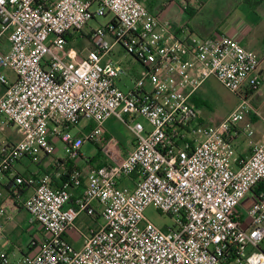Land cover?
<instances>
[{
  "label": "built area",
  "instance_id": "built-area-1",
  "mask_svg": "<svg viewBox=\"0 0 264 264\" xmlns=\"http://www.w3.org/2000/svg\"><path fill=\"white\" fill-rule=\"evenodd\" d=\"M106 15L107 24L86 36L87 49L70 45L68 34ZM113 47L142 69L127 93L118 87L121 64L103 62ZM258 66V55L237 39L200 38L187 24L173 29L137 0H2L0 126L20 139L0 154V183L13 181L15 203L41 230L22 264H264V146L240 158L232 145L252 136L249 123L237 124L257 114L244 95L261 86ZM208 78L240 100L215 126L200 125L191 102ZM111 117L126 125L132 149L83 173L81 147L100 143ZM83 121L90 131L71 137ZM56 139L76 166L59 186L48 174L14 172L22 158L36 164L51 156ZM74 188L80 196L69 205ZM92 203L103 224L74 249L64 236L78 213L93 214ZM149 206L174 226L149 222ZM1 217L8 219L3 208ZM0 264H8L5 252Z\"/></svg>",
  "mask_w": 264,
  "mask_h": 264
},
{
  "label": "rangeland",
  "instance_id": "rangeland-1",
  "mask_svg": "<svg viewBox=\"0 0 264 264\" xmlns=\"http://www.w3.org/2000/svg\"><path fill=\"white\" fill-rule=\"evenodd\" d=\"M158 2L164 0H156ZM180 0H176L178 3ZM235 1V0H233ZM230 0H210L207 3L206 10H204L199 16L194 20H189L190 18L186 16H181V18H175L176 23H184L189 21L193 26H198L203 32L213 33L214 35H227L230 29H238L242 32L247 33L246 39L244 40V48L247 47L255 52L259 57L264 55L262 50L264 49L261 45L264 44V10L261 8H253L248 3L252 0H244L242 4H235ZM254 1V0H253ZM256 1V0H255ZM179 9L178 7H176ZM111 15H106L105 17L96 18L88 22L87 26L84 27L80 32L74 33V40L70 45L82 52L89 47L87 37L90 34V30H96L101 26H105ZM183 25V24H182ZM81 38H79V36ZM248 41V42H247ZM247 45V47H246ZM264 46V45H263ZM111 60L121 64L124 69L125 74L121 75V82L118 83L119 89L123 93H127L129 89L133 87L135 77L141 74V66L121 50L119 47H113L110 55L103 62ZM264 69V68H263ZM8 76H11L9 72H4ZM124 84V85H123ZM261 99L264 100V86L261 88ZM204 97L207 99L208 106H203L201 108L202 114L211 117L219 118L221 115H228L236 107L237 100L229 91L224 89L219 83H217L213 78H210L205 84V90L203 91ZM248 104V103H247ZM251 106H253L251 104ZM235 107V108H234ZM255 107V106H253ZM260 118L255 124H252L253 132L255 133L256 140H262L264 137V104L259 108ZM200 114V113H199ZM247 115L243 114L240 119L245 120ZM137 121L147 126L146 122L142 118H137ZM89 122H80L68 132L71 137L81 136L87 134L90 131ZM105 133L104 139L98 143L97 146L94 144L84 143L81 147V153L85 157L96 156L97 160H100L101 156H109L111 161L119 159L124 155L126 148L131 145L133 139L131 133L127 129L126 125L115 118H109L103 124ZM263 130H262V129ZM20 136L19 133L10 126L1 127L0 126V154L6 145V142L14 141V144L18 141L17 137ZM240 141L243 140V136H240ZM242 139V140H241ZM16 140V141H15ZM246 141V138H245ZM54 152L52 156L57 159L64 158V151L62 149V143L59 140H54ZM108 147H111V154L109 155ZM20 164L23 167H27L29 170H34L36 164L32 163L28 158H22ZM19 164L16 165L19 171H24ZM144 217L151 222L153 225L159 229L166 230L169 227L174 226V220L172 217L166 214H161L153 206H149L144 211ZM102 224V220H99Z\"/></svg>",
  "mask_w": 264,
  "mask_h": 264
},
{
  "label": "crops",
  "instance_id": "crops-1",
  "mask_svg": "<svg viewBox=\"0 0 264 264\" xmlns=\"http://www.w3.org/2000/svg\"><path fill=\"white\" fill-rule=\"evenodd\" d=\"M137 1L141 2L147 8V10L151 14L158 17L159 20L169 22V24L173 29L179 28L180 26H182V24L183 25L187 24L192 30V33L200 38H208L214 35L213 33L203 32L202 30H200L198 26L191 25L189 21L180 24V23H176L177 21L175 19V18H181V16L183 15L190 18L189 20H194L204 10H206L207 3L210 0H180L178 3L176 2V0H164L161 2H158L156 0H137ZM220 1L222 3L223 0ZM243 1L244 0H235L233 2L235 4H242ZM246 3L253 8L263 7V9L262 8L261 9L262 11L264 10V0H256V1L252 0L251 3L248 2ZM176 7H178L179 9H177ZM227 35L237 39L240 42V44L244 45V40L246 39L247 33L232 28L229 30ZM261 46L264 48L263 44ZM247 49L249 48L247 47ZM262 53H264V49L262 50ZM258 58H259L258 73L261 77V86L258 91L252 94L244 95V99L246 103H248V105L257 112V114L256 115L246 114L247 118L245 120H240L237 124V127L239 129H242L246 123H249L250 126L252 124L257 123L260 118L259 108L264 104V100L260 101L262 97L261 88L264 86V69H263L264 55H262L261 57L258 56ZM6 76L9 79H13L12 74L11 76H8L6 74ZM209 79L210 78H208L205 82L201 84V86L197 89L191 100L192 104L197 110V122L203 126H215L219 122H221L224 117L227 116V115H221V117L219 118H211L205 115L204 113L202 114L201 108L203 106L205 107L208 106V104L206 103L207 99L204 97L203 91L205 90V84ZM234 97L237 100V104L235 105L236 107L239 104L240 100L236 95H234ZM251 104L255 107L251 106ZM251 130H252V136L250 138H247L244 135H238L235 138V140L232 141L234 150L240 158L248 157L249 154L251 153L252 146L258 144H262L264 146V137L262 140H256L254 137L255 133L253 132L252 127ZM103 131L104 134H106L104 127H103ZM240 136L244 137L243 140L241 139L242 141H240L239 138ZM19 139L20 136H18L16 140ZM12 144H14V141L6 142L5 147H8ZM132 145H133V139L131 141V145L128 148H126L124 155L127 154L132 149ZM83 158L84 160L76 162V166L82 169L83 173H85L89 170L88 169L89 165L87 164V162L91 159H96V156H92V157L83 156ZM119 159H116L114 161H118ZM60 160L61 159L54 158V156L52 155L43 156L36 164V168L34 170H29L25 166L23 167V165L20 164L19 161L14 165V172L24 176L27 175L37 176L43 174L47 169H49L51 172L56 171L55 177H57L58 175L61 174V172H64V165ZM105 160H107V158L105 157V155H103L101 156L100 160H97L95 163L91 161L90 164L93 166H101L100 164H102V162ZM18 164L22 166L21 168H23L24 171H19L18 168H16V165ZM5 184L6 182L0 183V208L6 210L8 214V219H5L4 217L0 218V222L2 223V239L0 240V252H5L8 260V264H22L21 262L22 256L32 253V250H34L35 248L34 247L35 241H37L38 237L41 236V230L39 229L38 226L31 224L29 222L28 214L25 212V210L22 208L21 205L15 203L16 198L4 190L3 187ZM123 184L130 185L131 183L129 180H124ZM54 185L56 186V184ZM80 192H81V188H74L70 190L71 196L69 200V205L75 204L76 199L80 196ZM27 193H28L27 190L22 191V195H24V197L27 196ZM91 208L93 209L92 215H87L85 212L78 213L73 223L74 230L69 231L64 236L66 241L74 249H80L83 244L84 237L88 235L90 231L96 229L97 227L103 224V223L102 224L99 223L101 217H100V207L98 206V204L92 203Z\"/></svg>",
  "mask_w": 264,
  "mask_h": 264
},
{
  "label": "trees",
  "instance_id": "trees-1",
  "mask_svg": "<svg viewBox=\"0 0 264 264\" xmlns=\"http://www.w3.org/2000/svg\"><path fill=\"white\" fill-rule=\"evenodd\" d=\"M82 35H80L79 37H81ZM74 40V36H73V34H68V42L69 43H72V41ZM264 45V44H263ZM104 137H106V136H102L101 138H100V142L104 139ZM95 146H97L98 144H94ZM62 163H63V165H64V172H61V174L59 175V176H57V177H55L56 175V171L55 172H51L49 169H47L45 172H44V174H48L49 176H50V179H51V181H52V183H54V184H56V186H59V184L61 183V181H63V180H65V179H67V177H68V175H69V173L72 171V170H74V169H76V166L71 162V161H69L67 158H63V159H61L60 160ZM91 161H93V163H95L96 161H97V159H91V160H89L88 162H87V164L89 165V167H88V169L90 170V169H93L94 167H98V166H93V165H91L90 164V162ZM107 163H109V161L108 160H105V161H103L102 162V164H100V165H105V164H107ZM37 164V163H36ZM35 176V175H34ZM12 183H13V181L12 180H7V182H6V184L4 185V190L7 192V193H9V194H11L12 195V189H14V186L12 185ZM15 204V203H14Z\"/></svg>",
  "mask_w": 264,
  "mask_h": 264
},
{
  "label": "snow or ice",
  "instance_id": "snow-or-ice-1",
  "mask_svg": "<svg viewBox=\"0 0 264 264\" xmlns=\"http://www.w3.org/2000/svg\"><path fill=\"white\" fill-rule=\"evenodd\" d=\"M0 2H2V0H0Z\"/></svg>",
  "mask_w": 264,
  "mask_h": 264
}]
</instances>
